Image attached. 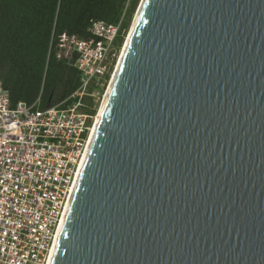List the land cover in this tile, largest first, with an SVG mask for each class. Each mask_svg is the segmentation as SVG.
<instances>
[{"label":"water","instance_id":"95a60500","mask_svg":"<svg viewBox=\"0 0 264 264\" xmlns=\"http://www.w3.org/2000/svg\"><path fill=\"white\" fill-rule=\"evenodd\" d=\"M133 21L49 264H264V0Z\"/></svg>","mask_w":264,"mask_h":264},{"label":"built area","instance_id":"2783aa9c","mask_svg":"<svg viewBox=\"0 0 264 264\" xmlns=\"http://www.w3.org/2000/svg\"><path fill=\"white\" fill-rule=\"evenodd\" d=\"M128 1L118 22L92 21L90 39L63 37L67 52L77 53L74 64L81 73L70 104L12 105L0 80V264H49L113 74L114 42ZM87 95L94 114L83 110Z\"/></svg>","mask_w":264,"mask_h":264},{"label":"trees","instance_id":"16d2710c","mask_svg":"<svg viewBox=\"0 0 264 264\" xmlns=\"http://www.w3.org/2000/svg\"><path fill=\"white\" fill-rule=\"evenodd\" d=\"M126 2L0 0V80L11 104L38 100L37 107L41 109L70 104L81 73L74 64L77 53L67 52L63 37L90 39L88 27L92 21L118 22ZM138 3L139 0L128 1L122 32L114 42L116 52L124 42ZM83 101V110L94 114L93 98L87 95Z\"/></svg>","mask_w":264,"mask_h":264},{"label":"bare ground","instance_id":"6f19581e","mask_svg":"<svg viewBox=\"0 0 264 264\" xmlns=\"http://www.w3.org/2000/svg\"><path fill=\"white\" fill-rule=\"evenodd\" d=\"M144 0H142V2H143ZM134 22V21H133ZM134 26V24H132V26H131V28H130V31H132V27ZM130 33V32H129ZM129 35V34H128ZM127 42H128V40H127ZM127 42L124 44V48L122 49V52H121V56H120V59H119V61H118V64H117V66H116V69H115V71H114V73H113V75H112V77H113V79H114V77H115V74H116V71H117V69H118V66H119V63H120V61H121V58H122V55H123V53H124V50H125V47H126V45H127ZM112 81L113 80H111V82H110V84H109V86H108V88H107V91H106V93H105V95H104V99L102 100L103 102H102V104H101V107H100V111H99V113L97 114V119H98V117H99V114H100V112H101V109H102V107H103V105H104V102H105V100H106V97H107V95H108V92H109V90H110V87H111V85H112ZM97 119H96V121H95V124H96V122H97ZM94 127H95V125H94ZM94 127H93V129H94ZM93 132V131H92ZM83 161V160H82ZM82 164V163H81ZM80 167H81V165H80ZM80 170V169H79ZM79 173V172H78ZM78 176V175H77ZM77 179V178H76Z\"/></svg>","mask_w":264,"mask_h":264},{"label":"rangeland","instance_id":"374dc122","mask_svg":"<svg viewBox=\"0 0 264 264\" xmlns=\"http://www.w3.org/2000/svg\"><path fill=\"white\" fill-rule=\"evenodd\" d=\"M139 2H140V0H139ZM139 4V3H138ZM138 7V6H137ZM136 12V11H135ZM135 14V13H134ZM134 17V16H133ZM132 21H133V18H132ZM132 21H131V24H130V27H129V30H128V32H127V34H126V37H127V35H128V33H129V31H130V28H131V26H132ZM126 37H125V39H126ZM125 39H124V41H125ZM123 44H124V42H123ZM123 44H122V46L119 48V50L117 51V52H115V56H114V61H113V63H114V66H113V71L112 72H114L115 71V69H116V66H117V64H118V61H119V59H120V56H121V52H122V49L124 48V46H123ZM123 47V48H122ZM104 99V98H103ZM103 102V101H102ZM102 102H101V104H102ZM101 104H100V107H101ZM100 107H99V111H100ZM99 111H98V113H99ZM96 119H97V117H96Z\"/></svg>","mask_w":264,"mask_h":264}]
</instances>
